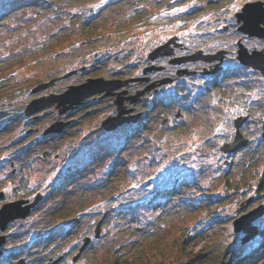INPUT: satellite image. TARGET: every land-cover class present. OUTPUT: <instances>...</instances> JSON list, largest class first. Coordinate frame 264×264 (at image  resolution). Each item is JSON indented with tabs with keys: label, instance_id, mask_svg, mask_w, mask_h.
Masks as SVG:
<instances>
[{
	"label": "rangeland",
	"instance_id": "1",
	"mask_svg": "<svg viewBox=\"0 0 264 264\" xmlns=\"http://www.w3.org/2000/svg\"><path fill=\"white\" fill-rule=\"evenodd\" d=\"M50 1L0 0V149H5L7 163L14 162L19 167L16 175L9 176L13 177L9 185L15 188L14 181L23 179L26 186L29 183L28 196L33 197L35 190L42 193L41 202L26 218H14L3 229L0 228V233L7 237L1 247L3 254L0 264H41L44 258L49 257L57 260L54 264H60L67 250L69 254L62 264H106L114 256L126 264H186L199 253L205 254L191 264H212L256 249L263 235L259 232L242 242L245 232L235 231L233 221L258 205L264 206V121H261L264 110L249 122L247 133H242L248 139L247 144L230 156L225 155L227 151L223 146L234 139L229 140L227 135L216 131L217 126L225 127L224 117L221 115L215 122L205 120V111L215 109L209 105V93L197 101L199 111L188 110L194 113V117L187 112L176 127L157 130L162 119L157 115L148 120L147 131L142 128L136 136H131V140L127 131L122 129L111 132L106 140L101 137L102 130H96L99 119L109 112L108 107H104L106 102L91 106L94 111H88L86 107L72 113L69 119L74 120L75 125L69 127V134L61 138L43 136L40 130L24 136L23 128L33 126L20 113L29 98L27 84L48 76L50 71L52 74L57 70L62 73L89 63L97 50L115 48L113 42L116 37L111 23L115 15L111 14L108 19L111 24L105 23L107 15L104 13L113 11L109 8L104 9L98 15L100 17L79 26V41L67 53L62 51L66 49L64 46H59L54 52V47L65 43L70 36L67 28L60 30L54 27L61 25L59 17L52 20L53 6L49 5ZM64 1L79 6L84 0ZM161 1L168 8L155 20L161 19L167 23L168 33H177L186 28V31H182L184 34L195 28L200 32L207 28H204L206 22L215 19L232 25L235 13L245 2L252 0ZM85 2L90 6L97 0ZM153 2L156 1L150 3ZM127 4H130L129 1L124 0L123 8H127ZM146 8L144 6L143 10ZM190 18L195 23L187 21ZM89 26H102L101 31L108 35L94 39L84 37ZM149 26L154 27V20ZM200 34V37L194 38L202 40ZM243 38L242 42L249 49L264 44V40L255 37ZM236 39V33L230 31V34H225L227 41ZM145 43H149L147 39ZM102 60L97 59L99 63ZM226 64L240 71V64L233 58ZM87 75L88 72L62 79L58 89L79 83ZM259 77V72L254 71L249 81L256 82ZM257 98L262 102L261 93ZM178 99L175 97L173 103H177ZM169 103V111L165 112V109L164 115L174 111L173 103ZM251 106L257 107L258 104ZM33 121L37 124L40 122ZM83 121L87 122L86 131L78 133L77 127L81 129ZM64 139L69 141L70 147L67 150L68 160L61 164L66 152L62 147ZM35 148L39 150L35 151ZM30 156L35 163L34 169H30L28 163ZM3 159L0 155V161ZM68 172H74L73 177L66 183L64 179L60 181ZM24 174L27 177H23ZM2 180L0 175V189L6 191ZM169 187L178 189V192L163 194ZM11 193L12 190H9L3 198L9 199ZM111 194H114L113 199L108 198ZM249 197L252 200L241 208L240 204ZM102 198L104 203L93 206L95 201ZM4 199H0V207ZM140 200H145L146 204L140 202L139 210H135L131 205ZM84 203L89 205L88 209L83 207ZM101 206L110 209L112 216L103 219L100 238L94 239V221ZM119 207L130 210L116 216ZM79 208L82 211L78 214L76 210ZM133 219L134 223L130 226ZM251 225L263 229L264 213ZM137 226L144 228L141 230ZM55 227L56 230H53ZM63 228L70 230L66 237H63ZM183 232L187 233L186 243L170 244L174 237H180ZM71 238H75L74 243L62 249L64 242ZM86 239L89 240L88 244L75 260L73 255ZM179 239L182 241L185 238ZM161 247L166 248L158 252ZM253 261L249 264H264V254Z\"/></svg>",
	"mask_w": 264,
	"mask_h": 264
},
{
	"label": "flooded vegetation",
	"instance_id": "2",
	"mask_svg": "<svg viewBox=\"0 0 264 264\" xmlns=\"http://www.w3.org/2000/svg\"><path fill=\"white\" fill-rule=\"evenodd\" d=\"M85 1L86 0L82 1L83 3L79 6H74L71 1L60 0L59 2H55V0H52V20L59 17L61 25L60 27H54L60 30L64 27L67 28V34L70 36V39H67L65 43L56 45L53 51L55 52L59 46H64L66 49H62V51L67 53L70 47L72 48V46L79 41L81 36L80 31H78L79 26L86 21L93 20L101 14L104 9L109 8L113 9V11L108 14L104 13L107 15L105 18L107 21L105 23H112L113 25V30L115 31L113 35L116 37L113 42L115 48L106 47L97 50L94 58L90 59L89 63L86 62L81 66H76V68L73 67V69L69 68V70L62 73H58L57 70L52 74V71H50L48 76L33 80L31 83L27 84L26 89L28 90L29 98L24 107H21L20 113L21 117L25 120L28 119L29 122L33 123V126L23 128L24 136L25 134L29 136L38 130L42 131L43 136L55 135L61 138L62 135H68L70 131L67 129L69 127L72 128L75 122L69 119V116L72 115V113L74 114L77 110L86 107L88 111H94L95 109L91 106H96V104L100 102H106L104 103V107L107 106L109 109V112L105 113L99 119V124L95 127L97 131L102 130L101 137L102 139L104 138V140L108 139L111 132L121 129L127 131L131 140V136H136L142 128H145L143 131H147V128H149L148 120H152L157 115L162 117L160 124L157 126V130H162L164 128L172 129L177 126L180 120H183L184 116L189 112L188 110L194 109L199 111L200 105H196V103L207 93L210 94L211 99L208 101L210 102L209 105L215 109L211 112L205 111V120L215 122L214 120L220 118L222 115L225 120V127L218 128L217 126L216 131L218 130L222 135H227L229 140L234 139L238 132L241 134L244 132L247 133L249 122L257 116L256 114L263 112L264 72L262 69L254 67L251 64L241 62L238 59V50L240 44H242L247 48L249 53L253 50L264 51V44L260 47L249 49L243 43V36L255 37L261 40H264V37L251 36L242 31L239 28L242 21H238L236 16L238 11L235 13V20L232 25L215 19L213 22H206L204 28H207L200 32L195 28V30L189 33L182 34L183 30H187L186 28L177 33L176 31L168 33L167 23L161 19L155 20L156 16H162L164 9L168 8L166 4H162L161 0H155L156 2H153L154 4L150 3L154 0H127L130 3L127 4V8H123L124 0H115L112 3H108L111 0H97V2L92 3L90 6H88V3ZM151 4L153 5L149 7ZM144 6L147 7L145 10H143ZM213 8H219V6H213ZM111 14L115 16L111 18V23H108ZM80 15L81 19L79 18ZM153 20L154 27H151L149 25L152 24ZM193 20L194 19L190 18L187 21ZM193 25L196 26V24ZM101 27L102 26H89L87 34H84V37L94 39V37L97 36H107L108 34L101 31L103 29ZM105 28L108 27L105 26ZM230 31L237 34V39L235 41L225 40V34H230ZM200 33H202V40L194 38L196 36L200 37ZM53 35L54 34H52V36ZM146 39L149 43H145ZM128 43L130 44L126 45ZM98 58H103L102 63L97 61ZM232 58L240 64V71L226 64V62L230 59L232 60ZM100 70L101 72H99ZM254 71L257 73L259 72L260 77L258 81L250 82V74ZM87 72L89 75L81 82L71 83L66 88H63V90L58 89V83L62 81V79L71 78ZM98 78L102 80V82H107L109 88L107 87L85 97L82 102L63 112H60L62 106H58L57 102H55L51 105L41 106L29 116L25 113V108L32 99L44 98L52 96V94H60L72 85H79L89 81V79ZM47 83L49 84L43 86ZM180 90H182V93ZM260 93L262 102L257 98ZM184 96H186V99H183ZM175 97L179 98L177 103H173ZM169 101L173 103L172 109H174V111L171 114L164 115L165 112L169 111V106L171 105ZM253 103L258 104V106H251ZM104 109L107 110L106 108ZM165 109L167 110L164 112ZM214 110L218 111L215 112ZM96 113H99V111ZM118 113H120L121 117L128 118V120H125L122 124L111 130L101 127L103 121L107 117L115 116ZM137 113L140 114L138 119L136 118ZM189 114H191L192 117L195 116L194 113L189 112ZM200 119H202V116ZM33 120H40V122L37 124ZM261 121H264V117H261ZM56 122L64 123V128L60 132L45 133V131ZM229 123L230 126L228 127ZM86 126L87 122L83 121L81 129H79V126L77 127L78 133L85 132ZM68 142L69 141L65 139L62 141L63 146H61L66 152L65 157L61 159V164L68 160L67 150L70 147ZM111 143L114 144L115 142L111 141ZM120 147L119 145V148ZM36 150L39 149L35 148V151ZM235 152L237 151L225 152V155L230 156ZM0 155L4 157V159L0 161V171L2 172L0 175L3 178L2 181L5 183L3 188L6 190L3 191L0 189V199L3 200L5 193L7 195V192L12 190L10 198H5L1 207L6 203L19 200H24V206L39 194L40 198L31 208V213L33 209H36L35 207L38 203L41 202L42 193L37 190L31 191L32 194L36 193L33 197H31V195H29V197L26 194V191L29 189V183L26 186L23 179L14 181L15 188L11 187L9 182L13 177L10 178L9 176L16 175L19 167L15 166L14 162L7 163L8 158L4 156L5 149H0ZM30 157H28V163L29 166H31V168H29L34 169L35 163L33 158L30 160ZM225 163L227 164L228 160H226ZM73 173H66L60 181H63V179L64 182L69 181V179L73 177ZM23 177H27V174H24ZM31 177L32 176L28 178V182ZM31 187H33V185H31ZM101 200V202L104 203V198ZM102 207L103 206H101V208ZM81 211L82 208L76 210L78 214ZM100 212L102 211L100 210ZM53 230H56V227ZM68 232L70 233V230ZM0 235H5V240L0 245V247H2L7 237L4 233H0ZM79 238L80 235L77 239ZM74 241L75 238L68 246L74 243ZM68 254V250L63 253L60 264L67 258ZM81 254L82 252L80 255ZM53 260H55V258L49 257V259L46 260L44 258L40 263L52 264Z\"/></svg>",
	"mask_w": 264,
	"mask_h": 264
},
{
	"label": "water",
	"instance_id": "3",
	"mask_svg": "<svg viewBox=\"0 0 264 264\" xmlns=\"http://www.w3.org/2000/svg\"><path fill=\"white\" fill-rule=\"evenodd\" d=\"M238 21H242L240 25V29L251 36L264 37V1L256 0L249 1L244 3L242 9L236 13ZM238 50V59L247 64H251L254 67L260 68L264 72V51L263 50H253L251 53L248 52L247 48H245L242 44H240ZM74 72V71H72ZM70 72V73H72ZM68 73V74H70ZM44 84L43 86L48 85ZM108 87L107 82H102V80L98 79H89V81L84 82L79 85H72L66 91L60 94H52V96L33 99L29 102L26 107L25 112L30 114L31 112L39 109L44 105H51L57 102L58 106H62L60 112L65 111L66 109L73 107L75 104L81 102L85 97L94 94L100 90H103ZM38 88V87H37ZM109 88V87H108ZM138 118V116H136ZM125 120H128L126 117H121L120 113L115 116H111L106 118L101 127L107 129H113L118 125L122 124ZM64 127V123L56 122L54 123L48 131H61ZM263 136H264V125H263ZM248 139L245 138L240 132L237 133L233 142L226 143L223 146V149L226 151L236 150L241 146L246 145ZM39 196L31 202L23 206L24 200L14 201L10 203L4 204L0 209V228H4L6 224L17 217H25L29 212L32 206L36 204L39 200ZM252 197L245 199L240 207L243 208L246 206ZM264 213V206L258 205L255 208L249 210L241 214L239 217L234 219L233 227L235 231L243 230L245 235L242 238V242L248 241L255 234L258 233V228L255 225H251L252 221L262 215ZM100 223L97 224L96 233H100ZM5 240L4 235H0V245ZM88 239H86V242ZM1 254V251H0ZM205 253H199L193 257H191L186 264H191L200 257L204 256Z\"/></svg>",
	"mask_w": 264,
	"mask_h": 264
},
{
	"label": "trees",
	"instance_id": "4",
	"mask_svg": "<svg viewBox=\"0 0 264 264\" xmlns=\"http://www.w3.org/2000/svg\"><path fill=\"white\" fill-rule=\"evenodd\" d=\"M260 183L262 184V182L260 181ZM260 184V186H261ZM263 185V184H262ZM175 190L178 192V189H175L173 187H169V190H164L163 191V194L164 193H171V192H175ZM206 197H203L202 199H204ZM139 205H136V209ZM134 223V219L131 221V225L132 226ZM259 232L263 235V239H262V242L259 244V246L256 248V249H253L250 253L248 254H244V255H241V256H237L233 259H229V258H223L221 261L219 262H212V264H249L251 263L253 260H256L257 257L261 256L262 254H264V228L263 229H259ZM187 233L186 232H183L182 235L180 237H174L172 240H171V243L170 244H173V245H177L178 243L180 242H183V243H186V236ZM185 238V239H182V241L179 239V238ZM166 248V247H165ZM164 247H161L160 249H158V252H161L163 249H165ZM254 262V261H253ZM106 264H126V263H123L121 261H119L118 258H116V256H114L109 262H107Z\"/></svg>",
	"mask_w": 264,
	"mask_h": 264
},
{
	"label": "snow or ice",
	"instance_id": "5",
	"mask_svg": "<svg viewBox=\"0 0 264 264\" xmlns=\"http://www.w3.org/2000/svg\"><path fill=\"white\" fill-rule=\"evenodd\" d=\"M173 11H176V9H173Z\"/></svg>",
	"mask_w": 264,
	"mask_h": 264
}]
</instances>
